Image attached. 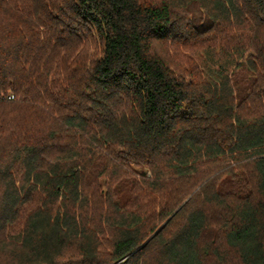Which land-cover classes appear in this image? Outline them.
<instances>
[{"label": "trees", "instance_id": "16d2710c", "mask_svg": "<svg viewBox=\"0 0 264 264\" xmlns=\"http://www.w3.org/2000/svg\"><path fill=\"white\" fill-rule=\"evenodd\" d=\"M0 264H264V0H0Z\"/></svg>", "mask_w": 264, "mask_h": 264}]
</instances>
